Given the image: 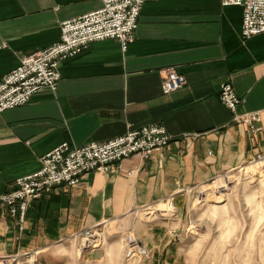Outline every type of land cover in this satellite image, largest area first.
Instances as JSON below:
<instances>
[{"label": "crops", "instance_id": "1", "mask_svg": "<svg viewBox=\"0 0 264 264\" xmlns=\"http://www.w3.org/2000/svg\"><path fill=\"white\" fill-rule=\"evenodd\" d=\"M102 7L101 0H0V81L23 57L58 43L62 23ZM242 25L243 9L222 0L150 1L126 52L117 40L94 43L61 65L55 91L43 89L27 105L0 113L1 193L40 171L41 159L63 143H105L152 125L173 137L150 159L133 156L34 201L22 232L0 214V258L36 253L56 260V248L78 233L171 197L183 216L196 187L264 154V33L244 40ZM168 69L187 79L171 95L162 90ZM224 83L243 99L241 114L261 115V132L232 123L219 97ZM179 237L171 222L142 230L149 264L181 261Z\"/></svg>", "mask_w": 264, "mask_h": 264}, {"label": "built area", "instance_id": "2", "mask_svg": "<svg viewBox=\"0 0 264 264\" xmlns=\"http://www.w3.org/2000/svg\"><path fill=\"white\" fill-rule=\"evenodd\" d=\"M150 1L157 0H101L103 7L100 10L62 23L58 43L23 57L19 67L0 81V113L27 105L43 89L55 91L62 79L61 65L87 52L94 43L117 40L126 52L136 39L142 9ZM222 6L243 9L241 35L244 40L264 33V0H222ZM164 73L162 90L165 95L186 87V77L175 69H168ZM219 97L222 105L233 114V124L247 127L252 135L262 131L259 113L239 112L243 99L232 84L224 83ZM172 142L173 137L166 127L152 125L129 130L105 143H90L83 147L63 143L41 159L40 171L17 179L10 191L0 192V214H7L22 232L28 210L34 201L51 195L63 185L78 187L84 176L93 172L108 173L114 166H120L133 156H139L142 160L150 159ZM251 163L264 164V154H259ZM161 202L168 206V210L157 211L155 215L162 221L177 219L178 209L174 198ZM151 207L153 205L140 209ZM97 227L78 234L84 250L97 248L103 243ZM124 242L127 262L150 258L151 250L140 240L127 235Z\"/></svg>", "mask_w": 264, "mask_h": 264}, {"label": "rangeland", "instance_id": "3", "mask_svg": "<svg viewBox=\"0 0 264 264\" xmlns=\"http://www.w3.org/2000/svg\"><path fill=\"white\" fill-rule=\"evenodd\" d=\"M258 164L246 163L189 193L185 215L178 210V218L170 221L180 227L177 247L182 259L177 264H264V164ZM222 180V188L214 192L212 186ZM145 210L99 225L97 233L104 241L97 248L84 250L78 233L56 248V260L51 254L30 253L0 258V264H149L152 251L148 259L127 262L124 242L129 235L143 244L142 230L168 222L155 215L161 207ZM96 252L101 254L91 259Z\"/></svg>", "mask_w": 264, "mask_h": 264}, {"label": "bare ground", "instance_id": "4", "mask_svg": "<svg viewBox=\"0 0 264 264\" xmlns=\"http://www.w3.org/2000/svg\"><path fill=\"white\" fill-rule=\"evenodd\" d=\"M261 164V163H260ZM258 164V165H260ZM260 167V166H259ZM254 168V167H253ZM252 169V168H251ZM250 172V171H249ZM222 185H223V180L222 181H218L216 182L212 187H213V190L214 192H216L218 189L222 188ZM204 188V187H203ZM204 191V190H203ZM159 206V207H158ZM161 207V210H158L159 208ZM151 210H158V211H164V210H168V206H166L165 204H163L162 202H159L157 203L155 206L151 207L150 208ZM157 213V211H156ZM97 235V234H96ZM100 236L102 237V240L104 241V238L103 236L100 234Z\"/></svg>", "mask_w": 264, "mask_h": 264}]
</instances>
